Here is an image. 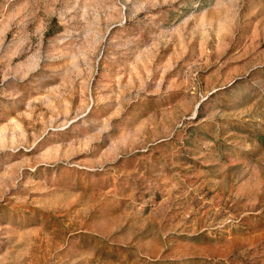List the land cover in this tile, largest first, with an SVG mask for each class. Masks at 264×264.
<instances>
[{"label": "rangeland", "instance_id": "1", "mask_svg": "<svg viewBox=\"0 0 264 264\" xmlns=\"http://www.w3.org/2000/svg\"><path fill=\"white\" fill-rule=\"evenodd\" d=\"M264 0H0V264H264Z\"/></svg>", "mask_w": 264, "mask_h": 264}, {"label": "trees", "instance_id": "2", "mask_svg": "<svg viewBox=\"0 0 264 264\" xmlns=\"http://www.w3.org/2000/svg\"><path fill=\"white\" fill-rule=\"evenodd\" d=\"M261 145L264 147V136L259 138Z\"/></svg>", "mask_w": 264, "mask_h": 264}]
</instances>
